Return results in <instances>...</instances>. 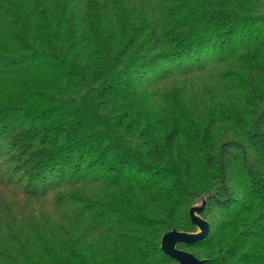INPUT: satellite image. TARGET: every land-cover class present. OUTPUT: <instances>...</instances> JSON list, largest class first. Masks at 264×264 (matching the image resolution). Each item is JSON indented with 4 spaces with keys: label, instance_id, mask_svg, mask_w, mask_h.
Listing matches in <instances>:
<instances>
[{
    "label": "trees",
    "instance_id": "trees-1",
    "mask_svg": "<svg viewBox=\"0 0 264 264\" xmlns=\"http://www.w3.org/2000/svg\"><path fill=\"white\" fill-rule=\"evenodd\" d=\"M264 264V0H0V264Z\"/></svg>",
    "mask_w": 264,
    "mask_h": 264
},
{
    "label": "water",
    "instance_id": "water-1",
    "mask_svg": "<svg viewBox=\"0 0 264 264\" xmlns=\"http://www.w3.org/2000/svg\"><path fill=\"white\" fill-rule=\"evenodd\" d=\"M204 204V200L202 198L201 204L197 208H191L189 210V216L192 222L197 226V231L195 233H185V232H177L171 230L165 233L160 240V249L161 251L172 258L175 263L174 264H202V260H198L192 254L177 249V244L180 242H190L197 240L204 236L207 233L208 227L204 220L200 217H194L192 212H195L197 215L201 211ZM199 216V215H198Z\"/></svg>",
    "mask_w": 264,
    "mask_h": 264
},
{
    "label": "rangeland",
    "instance_id": "rangeland-1",
    "mask_svg": "<svg viewBox=\"0 0 264 264\" xmlns=\"http://www.w3.org/2000/svg\"><path fill=\"white\" fill-rule=\"evenodd\" d=\"M200 204H201V203H199V202H198V203H195V204H193V205L191 206V208H197V207L200 206ZM191 208H190V209H191ZM190 209H189V210H190ZM192 215H193L194 217H198V218H199V216H198L195 212H192ZM160 240H161V239H160Z\"/></svg>",
    "mask_w": 264,
    "mask_h": 264
}]
</instances>
